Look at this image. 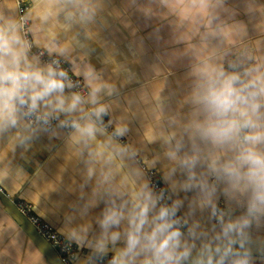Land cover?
<instances>
[{
    "label": "crops",
    "instance_id": "0c3cea01",
    "mask_svg": "<svg viewBox=\"0 0 264 264\" xmlns=\"http://www.w3.org/2000/svg\"><path fill=\"white\" fill-rule=\"evenodd\" d=\"M30 2L34 41L51 35L59 43L70 44L71 66L72 61L82 67L86 64L98 76L97 98L99 103L108 106L109 112L105 119L113 129L118 122L123 123L126 131L116 138L117 142L136 150L134 156L125 159L127 168L139 172L141 179L148 182L136 159L139 156L148 168L163 173L164 183L174 202L179 201L177 209L187 224V231L182 233L191 246L189 255L206 246L228 242L222 235L223 225L246 215V196L236 193L227 176L213 165L219 166L231 159L234 149L231 145L216 146L207 140L194 139L184 129L192 110L187 98L198 79L196 69L205 60L221 65L226 73L235 72L242 77L248 69L257 66L264 70V0H196L207 5L204 9L207 15L184 9L183 18L180 8L173 10L169 6L188 0ZM85 4L90 6L87 14L82 7H73ZM4 18L17 22L14 0H0V22ZM18 30L23 37L20 27ZM29 58L32 59L30 55ZM76 77L83 79L89 88L83 74ZM70 92L71 89H66V93ZM54 116L71 120L65 113ZM23 122L27 124L24 118ZM149 128L153 139L147 138ZM160 130L175 134L170 143L157 135ZM74 132L75 129L67 133L61 127L52 132L37 129L31 133L21 126L0 127V186L10 198L30 203L27 197L35 190L34 183H56L58 188L51 200L41 198L33 207L34 212L56 229L65 222V212L73 213L77 222H89L91 228L80 246L87 255L79 254L73 263L87 264L88 258L102 253L113 255L125 241L122 236L108 243L106 251L95 250L102 231L97 221L108 200L106 194L93 195L96 176L87 175V150L76 154L71 144ZM172 150L177 157L194 156L191 168L173 159L169 154ZM190 173L195 174L194 179L204 182L210 196L199 184L187 189L182 187ZM14 185H19V191L13 195ZM53 201L60 206L55 214L46 211ZM221 203L225 206V218L216 225L213 211ZM5 215L16 220L0 202V221ZM235 232L238 236L264 240V213L250 218L241 231L234 229L229 235ZM21 239L25 246L31 240L23 229ZM43 256L45 264H51L44 253ZM246 256L248 264H264L263 256Z\"/></svg>",
    "mask_w": 264,
    "mask_h": 264
},
{
    "label": "clouds",
    "instance_id": "9594fccd",
    "mask_svg": "<svg viewBox=\"0 0 264 264\" xmlns=\"http://www.w3.org/2000/svg\"><path fill=\"white\" fill-rule=\"evenodd\" d=\"M73 7H82L84 14L90 9L86 4ZM169 7L173 10L180 8L182 18L184 9L207 15L204 12L207 5L196 0ZM19 27L11 18L0 22V127L21 126L31 133L47 125L49 117L57 113L71 117L75 129L71 144L75 146L76 154L87 150V175L96 176L93 195L106 194L108 200L97 221L102 231L95 250L104 252L108 243L123 236L125 244L114 251L110 264H180L189 255L191 246L183 238L180 221L175 215L179 201L162 203L161 195L152 191L139 172L127 168L125 159L134 156L136 150L117 142L116 138L126 131L123 123L118 122L113 133L105 132L101 117L108 106L98 101V76L90 66L85 64L82 67L72 61V75L83 74L90 90L86 94L80 91L66 93V89L73 88V82L68 71L61 66V60L40 62L30 59L28 53L32 45L21 36ZM34 42L42 45L49 55L56 53L72 60L71 45L59 43L54 36H42ZM196 74L198 79L187 98L192 110L183 127L194 139L233 147L232 158L213 167L227 176L236 193L246 196V215L223 225L222 235L228 239V245L223 249L216 246L218 258L215 260L213 252L206 246V260L203 256L205 250H202L198 261L199 264H226V261L227 264H248L246 254L238 251L232 254L229 233L234 229L241 231L250 218L264 213V70L257 66L248 69L242 77L235 72L226 73L221 65L205 60L203 66L196 69ZM24 117L29 118L27 124L23 122ZM157 135L170 143L175 134L160 130ZM147 138H155L151 128ZM169 154L189 168L196 159L194 156L177 157L174 150ZM194 176L190 173L188 182L182 187L187 189L199 184L210 196L204 182ZM34 187L27 197L30 208L38 205L41 198L50 201L58 188L53 182L34 183ZM17 191L19 185H14L12 194ZM59 207L53 201L52 207L46 211L55 214ZM4 212L7 213L5 209ZM64 216L65 222L52 234V241L59 243L58 237H64L78 247L82 246L91 224L75 221L71 212H65ZM21 234L17 221L5 215L0 221V264H45L43 250L31 240L25 246ZM89 246H92L91 242Z\"/></svg>",
    "mask_w": 264,
    "mask_h": 264
},
{
    "label": "built area",
    "instance_id": "2783aa9c",
    "mask_svg": "<svg viewBox=\"0 0 264 264\" xmlns=\"http://www.w3.org/2000/svg\"><path fill=\"white\" fill-rule=\"evenodd\" d=\"M18 11L17 24L20 26L23 38L27 40L32 46L28 53L32 58L40 62H51L53 59H60L61 66L68 71L69 77L72 79L73 88L71 91H80L82 93H87L89 88L87 87L85 81L81 78L72 75V66L70 62L61 56L49 55L45 49L40 48L34 42V38L31 34V18L30 14L33 10V5L30 0H14ZM105 117H109V112L104 113V117H101L105 131L109 134L113 133V127L107 122ZM28 117H24L26 123H28ZM67 121V123H65ZM56 127L63 128L67 133H71L74 128L72 127L71 120L59 117L51 116L49 117V122L47 125H42L37 129H43L47 132H52ZM138 163L146 174L149 182V187L155 194L161 195V202L171 204L174 202V197L172 196L169 188L164 183L163 173L158 169H150L143 162L142 158L136 157ZM0 192L5 194V190L0 186ZM6 195V194H5ZM7 196V195H6ZM12 203L15 205L17 210L25 217L27 220L35 227L37 232L42 238L48 242L53 249L58 253L63 264H73L77 259L79 254L87 255V251L84 248L78 247L75 242L67 241L64 237H58L59 243H54L51 239L52 234L56 231V228L50 223L43 220L41 217L37 216L34 212V208H30L28 202L22 200H15L7 196ZM225 206L223 203L213 211V216L215 219V224L220 225L225 218ZM176 218L180 221L181 231H187V224L181 214V212L176 210ZM112 254L102 253L95 258H88L87 264L98 263H110Z\"/></svg>",
    "mask_w": 264,
    "mask_h": 264
},
{
    "label": "water",
    "instance_id": "95a60500",
    "mask_svg": "<svg viewBox=\"0 0 264 264\" xmlns=\"http://www.w3.org/2000/svg\"><path fill=\"white\" fill-rule=\"evenodd\" d=\"M0 202L8 209L16 220L20 222L22 229L28 234L30 239L43 250L44 255L51 264H63L58 253L53 249V247L40 236L35 227L17 210L12 201L1 192ZM231 237V249L233 250V255L238 251L240 254L264 257V240H259L253 238L252 236H238L236 232L231 235ZM219 245L221 249H223L228 245V242ZM216 246L217 245L207 248V250H211L213 252V260L218 258V254L215 253ZM201 253L202 250L194 252L193 254L183 258L180 264H199L198 257H200ZM203 256L206 260V250L203 252Z\"/></svg>",
    "mask_w": 264,
    "mask_h": 264
}]
</instances>
